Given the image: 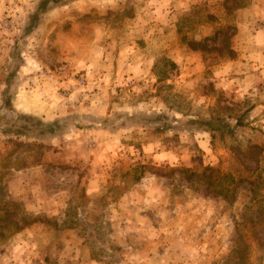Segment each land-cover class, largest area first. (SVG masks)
I'll list each match as a JSON object with an SVG mask.
<instances>
[{"label": "rangeland", "instance_id": "obj_1", "mask_svg": "<svg viewBox=\"0 0 264 264\" xmlns=\"http://www.w3.org/2000/svg\"><path fill=\"white\" fill-rule=\"evenodd\" d=\"M224 1L60 0L27 29L39 0H0V264L5 253L12 264H60L74 224L79 241L92 235L94 251L108 252L106 202L142 177L167 194L149 207L184 225L172 244L181 255L198 264H264V183L245 169L254 159L240 150L264 142V60L239 50L250 30L244 23L264 26V0H226L229 11ZM28 100L56 116L44 121L25 110ZM20 115L32 118L20 120L33 130L38 121L53 124L54 133L8 128ZM102 172L103 194L87 196L86 177ZM18 176L29 190L40 183L60 196L57 209H25ZM17 221L29 235L16 233Z\"/></svg>", "mask_w": 264, "mask_h": 264}, {"label": "crops", "instance_id": "obj_2", "mask_svg": "<svg viewBox=\"0 0 264 264\" xmlns=\"http://www.w3.org/2000/svg\"><path fill=\"white\" fill-rule=\"evenodd\" d=\"M244 25L243 29L250 27V30L241 38L243 41L241 42L239 50L243 53L242 57L250 59L255 58L262 62L264 60V26L256 30V23L254 21L244 23ZM253 28L254 30L250 32ZM245 53H247V55H245ZM262 72H264L263 67ZM31 102V100H28L25 110L29 109L35 114H39L44 121L51 120L56 116V112L51 109L37 110L32 106ZM57 106L58 105H54V108ZM170 169L172 172L177 171L175 167H171ZM10 170H12V168H10ZM40 170L41 169L38 167L34 168L32 171L35 172ZM1 173L2 172H0V174ZM86 178L87 179L83 183L86 195L89 197L101 196L108 183V177H106L104 172ZM14 180L17 185H19L18 187L26 189V196H22L19 200V203L23 205L25 209L31 207V211L36 216H45L44 212L50 210L53 206L54 209H57L60 196H56L53 192L51 193L45 190L44 185L38 183L37 189L29 190V183L25 181L24 183L21 176L14 178ZM30 185H32L31 182ZM145 185H147L146 189H144ZM135 186L136 188L134 189L125 190L117 200L106 202V206L103 209V213L106 215L107 220L103 223L107 224L110 222L109 227L110 230L112 229V231H110L111 240L107 241V247L104 249L111 255L108 252L100 255L94 251L95 249L91 247L89 243L90 240H93L91 237L92 235H84L79 241L76 232L77 226L74 224L66 228L69 238L64 240L61 248V256L63 257L57 259L60 264H198L194 263L195 259L191 256L181 255L177 251V248H175L176 246H172L174 241L180 242L181 237L179 232L184 231V225L174 227L172 217H170L166 208L155 212L153 208L149 207L155 199L159 200L158 203L164 201L167 194L164 193V191L158 192L155 181H147L146 177L137 180ZM22 193L23 190L21 191V194ZM158 193L159 195H155ZM5 195L4 200H11L8 194ZM145 202H148V205L144 208ZM120 206L123 207V210L119 209ZM5 210L6 209H1L0 212L5 213ZM119 211L122 216H119ZM60 214L61 218L65 217L64 213L60 212ZM16 224V233L19 232L25 235L30 234L26 223L22 221L18 223L17 221ZM174 233H177L176 237ZM126 239L127 242L123 244L122 241ZM12 246L13 243L11 244V247ZM173 252H175L176 255L173 256ZM4 255L6 258L1 261L5 264H12L11 259L13 258L6 256V253ZM18 261H22L25 264H45L44 258L39 257L34 259L21 258L17 260V262Z\"/></svg>", "mask_w": 264, "mask_h": 264}, {"label": "trees", "instance_id": "obj_3", "mask_svg": "<svg viewBox=\"0 0 264 264\" xmlns=\"http://www.w3.org/2000/svg\"><path fill=\"white\" fill-rule=\"evenodd\" d=\"M61 4L62 3L60 2V0H39L38 4L36 6L35 11L30 16L31 22H30V24H28L27 29L35 28L36 25H37V23H38L39 16L41 14H43L46 10H48L49 8L54 7L56 5H61ZM221 5H223L224 8L227 9V11H229V9H228L229 6L227 5V1L226 0L224 2H222ZM226 26H229V25H226ZM226 51L229 53V52H232V49L230 47H228L226 49ZM20 117H25V118L32 119L30 116L20 115L18 117V120H15L13 122V124H9L8 125V128L13 129V130H15L17 128L16 130H17V132L19 134H21L22 132H25V133L28 132V133H30V136H37V137H40V138L46 137L48 135H52V133H54L52 131V125L53 124L40 123L38 121L34 125L35 128L33 130L32 129L33 128L32 125L28 124V122L27 123L24 122L25 120L24 121H21L20 120ZM212 120L213 121H217V120H221V119H219L218 117H214L213 116V117L210 118V121H212ZM235 125H239V120L236 121V124ZM221 127L223 128L222 129L223 131L225 130L226 132H230L231 133L230 126H228L227 124H225L224 121H223V124H221ZM31 130H33V131H31ZM210 131H211V141L213 142L214 141V138H215L214 130L211 128ZM240 148H242V147H240ZM240 150H241V153L244 154V157L245 156L246 157L249 156L250 158H253L254 159V163H255L254 168L253 169H250V170L247 169V168H245L255 178V179L254 178H252V179H254V180H256V179L260 180L261 179V183H264V182H262L264 180L262 178H260V175H261V173L264 170V142L263 141H261V142H256V141H250L249 142L248 141V143H246L244 145V148H242ZM177 170H179V169L177 168ZM202 171H203V169H202ZM219 176L221 178L222 177L223 178H229V180H231V181H233V179L235 178V177H233L234 175H230V174H227V173L226 174L225 173L224 174H219ZM246 179L241 178L240 180H246ZM258 180H256V182ZM206 181H207V187H206V189H207L213 183L212 178H211V175H208L206 177ZM231 181H230V183H231ZM258 182H260V181H258ZM249 183L250 184H253V183H255V181H252V183L251 182H249Z\"/></svg>", "mask_w": 264, "mask_h": 264}]
</instances>
